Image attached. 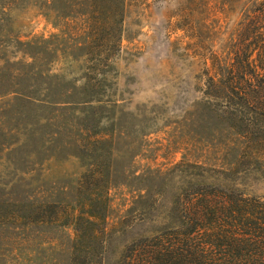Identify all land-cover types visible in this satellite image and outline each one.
I'll return each instance as SVG.
<instances>
[{"label": "rangeland", "instance_id": "374dc122", "mask_svg": "<svg viewBox=\"0 0 264 264\" xmlns=\"http://www.w3.org/2000/svg\"><path fill=\"white\" fill-rule=\"evenodd\" d=\"M96 1L0 0V264H72L77 229L123 264L196 191L264 201V145L240 156L204 86L238 67L246 0Z\"/></svg>", "mask_w": 264, "mask_h": 264}, {"label": "trees", "instance_id": "16d2710c", "mask_svg": "<svg viewBox=\"0 0 264 264\" xmlns=\"http://www.w3.org/2000/svg\"><path fill=\"white\" fill-rule=\"evenodd\" d=\"M125 1L97 0L94 11L108 8L117 12ZM244 8L238 67L226 63L213 75L208 74L207 67L204 83L210 101L232 111L230 115L236 113L242 127L235 122L229 126L244 140L240 156L246 155L245 148L264 145V0H246ZM215 58L211 52V60ZM192 195L180 219L181 228L133 244L123 264H264V201L216 189ZM99 216L89 214L95 220H100ZM87 222L94 223L89 219ZM85 239L86 235L77 229L72 264H101L95 248L84 253L81 250Z\"/></svg>", "mask_w": 264, "mask_h": 264}]
</instances>
